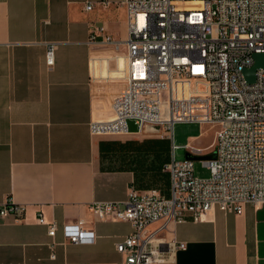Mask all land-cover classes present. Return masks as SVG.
Wrapping results in <instances>:
<instances>
[{
  "label": "crops",
  "instance_id": "crops-1",
  "mask_svg": "<svg viewBox=\"0 0 264 264\" xmlns=\"http://www.w3.org/2000/svg\"><path fill=\"white\" fill-rule=\"evenodd\" d=\"M99 1L0 0V205L26 206L20 221L0 218V264H124L117 244L132 234V224L100 220L92 204L124 202L132 187L171 194L170 175L155 162L158 149L141 147L166 143L170 162V139H142L138 128L127 135L91 133L92 121L113 116L128 36L120 0L109 8ZM93 33L98 38L90 42ZM41 214L59 226L54 238ZM79 221L94 232L92 243L65 238L63 226ZM157 243L165 258L160 264H264V205L169 223Z\"/></svg>",
  "mask_w": 264,
  "mask_h": 264
},
{
  "label": "built area",
  "instance_id": "built-area-1",
  "mask_svg": "<svg viewBox=\"0 0 264 264\" xmlns=\"http://www.w3.org/2000/svg\"><path fill=\"white\" fill-rule=\"evenodd\" d=\"M99 4L109 8L112 2ZM117 4L127 13L124 87L113 101V116L92 121L91 133L127 135L129 123L134 122L139 134L170 139L172 158L164 171L170 175L171 194L132 187L124 202H96L91 210L100 220L132 224V234L117 244L124 264H160L165 258L157 242L169 223L201 222L215 209L242 215L247 204L264 205V68L257 69L254 83L245 75L256 63L254 56L264 54V0H120ZM93 8V3L86 6L89 11ZM97 38L93 33L90 42ZM106 42L113 40L108 37ZM46 59L53 67L54 45ZM178 123L219 127L216 157L203 160L209 178L196 176L195 160H177ZM185 148L195 157L204 155L202 148ZM25 212L26 206L11 201L0 205L3 219L20 221ZM39 222L48 226L50 237L56 236V223H48L43 214ZM158 222H163L161 227L151 231ZM62 231L77 245L95 238L83 221L66 224Z\"/></svg>",
  "mask_w": 264,
  "mask_h": 264
},
{
  "label": "rangeland",
  "instance_id": "rangeland-1",
  "mask_svg": "<svg viewBox=\"0 0 264 264\" xmlns=\"http://www.w3.org/2000/svg\"><path fill=\"white\" fill-rule=\"evenodd\" d=\"M122 82L123 78L120 77ZM124 85V82L122 83ZM129 128L131 131H136L137 127L133 122L129 123ZM158 131H161V128L156 127ZM219 130L218 126L209 125V124H199V123H178L174 128V142L180 147L176 151L177 160L181 161L186 159L187 154L189 153L185 146L189 145L196 148H205L210 145L211 149L208 152H205L203 156L199 157L195 161V172L196 176L206 179L209 178L210 173L209 170L204 166L203 160L210 159L214 156L213 153V145L216 139L217 131ZM142 139L147 138H163L160 135L150 134L145 137H141ZM211 143V144H210ZM207 150V149H206ZM208 153V154H207Z\"/></svg>",
  "mask_w": 264,
  "mask_h": 264
},
{
  "label": "trees",
  "instance_id": "trees-1",
  "mask_svg": "<svg viewBox=\"0 0 264 264\" xmlns=\"http://www.w3.org/2000/svg\"><path fill=\"white\" fill-rule=\"evenodd\" d=\"M141 147L145 149H154V150L158 149L157 153L154 152L155 162L159 164V169L162 172V174L164 175L167 174V172H165L164 169L166 165L169 164V158L167 155V153H169V146L165 143V145H161V146L152 145L151 147H144V146Z\"/></svg>",
  "mask_w": 264,
  "mask_h": 264
},
{
  "label": "water",
  "instance_id": "water-1",
  "mask_svg": "<svg viewBox=\"0 0 264 264\" xmlns=\"http://www.w3.org/2000/svg\"><path fill=\"white\" fill-rule=\"evenodd\" d=\"M255 58V65L251 70H248L245 72V75L248 79L249 82L254 83L255 82V72L257 71V69L259 68H264V54H256L254 56ZM216 157V154L214 153V156L211 157L210 159H213ZM199 157H195L193 155H191L190 153L187 154L186 159H190V160H197Z\"/></svg>",
  "mask_w": 264,
  "mask_h": 264
}]
</instances>
